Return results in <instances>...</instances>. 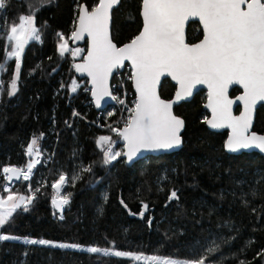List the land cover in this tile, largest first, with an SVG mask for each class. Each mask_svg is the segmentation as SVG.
Here are the masks:
<instances>
[{
    "label": "trees",
    "instance_id": "obj_1",
    "mask_svg": "<svg viewBox=\"0 0 264 264\" xmlns=\"http://www.w3.org/2000/svg\"><path fill=\"white\" fill-rule=\"evenodd\" d=\"M83 2L92 9L98 0H12L1 21L0 62L5 67L0 70V166L27 163L31 158L27 147L41 133L36 147L46 155L54 153V163L41 165L36 172L32 187L41 190L29 211L20 210L0 230L3 235L18 237L0 241V264H149L80 248L26 244L21 240L24 238L177 260L214 242L218 248L210 259L215 264H239L240 260L264 264V256H257L264 250V157L257 152L225 151L228 132H215L206 125L204 90L175 107L186 124L179 151L150 155L132 165L123 157L103 164L96 141L101 135L117 138L107 127L115 120L113 107L98 118L99 110L90 95L82 92L87 81L75 74L77 59L70 54L61 57L58 52V34L71 45L70 34ZM141 6L142 0H122L114 9L112 37L119 46L141 31ZM29 9L40 28L41 41L25 46L17 91L9 96L15 58H7L14 46L6 33L19 15L29 14ZM201 35L200 24L191 22L188 40ZM73 80L80 83L75 93L70 90ZM175 89L166 79L161 96L170 99ZM239 91L233 89L232 95ZM74 112L79 115L73 116ZM254 130L264 134V105L257 110ZM122 149L116 146L114 150ZM88 165L91 172H80ZM78 172L82 178L62 191L71 193L72 198L63 219L54 218L51 184L60 174L73 176ZM4 183L0 176V189ZM22 184L14 193L25 195L26 185ZM173 189L179 199L170 201Z\"/></svg>",
    "mask_w": 264,
    "mask_h": 264
},
{
    "label": "snow or ice",
    "instance_id": "obj_2",
    "mask_svg": "<svg viewBox=\"0 0 264 264\" xmlns=\"http://www.w3.org/2000/svg\"><path fill=\"white\" fill-rule=\"evenodd\" d=\"M7 2L0 0V9L6 8ZM119 3L120 0H98L91 10L86 5H79L75 28L70 34L74 41H81L85 36L90 38V47L83 62L76 63L74 68L76 72L90 77L91 95L97 107L104 97L118 99L112 94L109 85L114 70L122 68L125 61L130 62L134 69L130 78L134 82L137 99L129 109L122 127L107 126L123 141V149L114 150L117 141L111 135H101L96 143L103 153V164L108 165L121 157L126 162H132L144 151L180 147L183 143L181 131L184 121L174 115L173 104L190 97L198 85H206L209 90L206 107L211 109L212 118L206 123L214 129L231 130L226 141L227 149L238 152L255 148L264 152V135L250 132L257 103L264 101V0H142V30L129 43L118 47L111 38L110 23L112 9ZM190 20L202 24L203 38L198 43L186 41L185 29ZM0 31H4L3 26H0ZM58 35L61 57L65 54L77 57L84 53L82 48H70L68 39L63 34ZM6 39L14 42V47L7 52L9 60L15 58L14 77L8 91V95L12 96L17 91L20 60L25 46L30 42L41 41L40 28L36 26L31 9L29 14L19 15L18 22L11 24ZM3 67L5 65L0 62V70ZM162 77H171L178 84L174 100L161 98L158 86ZM233 85L243 89L242 94L235 99L228 95ZM70 90L73 93L77 91L75 80L71 82ZM0 92H3L2 86ZM237 101L242 102L243 106L238 116L233 114V105ZM118 102L125 103L122 99ZM78 115L73 113V116ZM42 137L41 133L40 137L31 139L27 155L32 159L27 162L26 168L0 166V176L5 182L0 191L6 194L0 195V230L9 225L14 214L18 215L20 210L29 211V205L41 190L39 186L33 189L32 184L28 183L29 194L17 195L11 185L33 179V170L40 163L36 158V146ZM91 171V165L80 168V172ZM80 172L73 176L60 174L51 184L54 190L51 203L60 213L70 203L71 196V193H61L69 184L82 178ZM173 199H179L174 189L169 194V200ZM142 207L147 210L149 206L144 203ZM139 215L143 217L144 213ZM60 218L63 219V216ZM148 223L151 224V220ZM16 239V236L0 234V241ZM24 243L60 248L79 247L77 244H56L46 239H25ZM217 248L214 242L201 245L180 260L142 257L131 251L112 252L99 247L83 250L103 256L130 257L137 262L152 261L153 264H215L210 257ZM257 256H264V250ZM239 264H245V261L240 260Z\"/></svg>",
    "mask_w": 264,
    "mask_h": 264
},
{
    "label": "water",
    "instance_id": "obj_3",
    "mask_svg": "<svg viewBox=\"0 0 264 264\" xmlns=\"http://www.w3.org/2000/svg\"><path fill=\"white\" fill-rule=\"evenodd\" d=\"M121 1H122V0H120V3H121ZM120 3H119L117 6H114L113 9H112V12H111V17H112V18H111V23H110V35H111V38H112V39H113V37H112L113 11H114L115 8H117V7L120 5ZM81 5H86V6L88 7V5H87L85 2H83ZM88 8H89V7H88ZM89 10H91V9L89 8ZM141 11H142V6H141ZM140 13H141V12H140ZM141 17H142V15H141ZM142 21H143V19H142ZM193 21L199 22V21H197V20H190V21L187 23V25H186V29H185V33H186V41H187V42H188V38H187V30H188V26H189V24H190L191 22H193ZM199 24H200L201 29H202V24H201L200 22H199ZM142 28H143V24H142ZM142 28H141V30H142ZM139 33H140V32H139ZM139 33H138V34H139ZM138 34H137V35H138ZM130 41H131V40H130ZM130 41L124 43L123 45L129 43ZM113 42H114L118 47L123 46V45H120V46H119L114 40H113ZM198 42H199V41H198ZM198 42H196V43H198ZM188 43H189V42H188ZM71 44H72L73 47H79V46H84V45H86V51H85V54H84V55H86L87 50H88L89 47H90V38L87 37V36H85V38H84L83 40H81V41H74V40L71 39ZM83 57H84V56H83ZM82 62H83V59H82V60H78V61H76L75 64H76V63H82ZM127 63L130 64V62L125 61V62H124V66H123L122 68H120V70H122V69L125 67V65H126ZM130 65H131V64H130ZM117 70H118V69H117ZM117 70H114L113 74H114ZM133 71H134V69H133ZM75 74H76V76H77V78H78L79 80H86L87 83H88V85L91 86V83H90V77H88L86 74H83V75H82V74L76 72V70H75ZM112 78H113V75L110 77V80H109L110 90H111V81H112ZM166 79H169V80H170V81L176 86L175 92H174L172 98H170V99H165V98H163V97L161 96V93H160L161 86H162L164 80H166ZM132 86H133V88H134V82H133V81H132ZM178 87H179V86H178V84L176 83V81H174L171 77H162V78H161V81H160V84H159V86H158V91H159V94H160V96H161L162 99H165V100H174V99H175V93L178 91ZM91 88H92V86H91ZM234 88H239V89L241 90V92H240L239 94L235 95V96H231V92H232V90H233ZM134 90H135V88H134ZM201 90H205V91L207 92V100H206V102H205V104H204V108H205V109L207 110V112L209 113V116H208V118L206 119V121H207V120H210V119L212 118V113H211V109H209V108L206 107V105H207V103H208V92H209V90H208V88H207L206 85H198V86L196 87V89L193 90V94H192L190 97H187V98H185V99H183V100L177 101V102H175V103L173 104V113H174V115L180 117V118L183 119V121H184V128H183L182 131H181V136H182V138H183V133H184V131H185L186 124H185V120H184V118L181 117V116H179V115H177V114L175 113V107L178 106V105H180V104L183 103V102H187V101L192 100L193 97L195 96V94L198 93V92L201 91ZM135 92H136V91H135ZM242 92H243V89H242L240 86H238V85H233V86H231V87L229 88L228 95H229L230 98L235 99L237 96L241 95ZM90 95H91V94H90ZM136 95H137V93H136ZM91 98H92L93 103H94V106H95V108H96L97 110H106V109H108L109 107H112V106H114V105L116 104L115 100L111 99L110 97H104V98L101 99V101H100V106L97 107V106H96V103H95V98H94L92 95H91ZM262 105H264V101H262V102H258V103H257V106H256L255 111H254L253 123H252V126H251V128H250V132H255L257 135H264V134H262V133H258V132H256V131L254 130V125H255L256 116H257V110H258V108H259L260 106H262ZM238 107H241V109H240V111L237 112V108H238ZM242 111H243L242 102L237 101V103L233 105V114L238 116V115H240V113H241ZM206 125L208 126V128H209L210 130L215 131V132H222V131H227V132H228L227 137H226V139H225V141H224V149H225V151H226L227 153H230V154H241V153L257 152V153L261 154V155L264 157V152H261L259 149H255V148H252V149H242V150H240V151H238V152H231V151H229V150L227 149V147H226V141H227V139H228V136L231 134V130L228 129V128L214 129V128H211L210 125H208L207 123H206ZM183 143H184V139H183ZM183 143H182V145H181L180 147L175 148V149H171V150L144 151V152H142L139 156H137L136 158H134L132 162H127V163H128L129 165H132V164L136 163L137 161H139V160H141V159H143V158H145V157H147V156H150V155H156V156H157V155H164V154H170V153L177 152V151H179V150L182 148ZM64 209H65V206H64ZM58 210H59V209H58Z\"/></svg>",
    "mask_w": 264,
    "mask_h": 264
},
{
    "label": "built area",
    "instance_id": "obj_4",
    "mask_svg": "<svg viewBox=\"0 0 264 264\" xmlns=\"http://www.w3.org/2000/svg\"><path fill=\"white\" fill-rule=\"evenodd\" d=\"M11 1L12 0H8L7 7L9 6ZM7 7L4 9H0V26H2L1 21L5 17ZM132 73H133V68L129 63H127L125 65V67L122 70H120L114 76V78L111 82L112 94L118 98L117 100H115L116 104L114 106H112L113 109L111 108V113L115 114V120L110 125H114V127H122L123 126L124 120L127 118L128 114H129V109L133 106V102L137 99L136 92L132 86V79L130 78ZM82 92L90 95L91 94V86H89L87 84L82 89ZM90 97H91V95H90ZM120 99L124 100L125 103L120 104L118 102ZM91 102H92V99H91ZM91 102L89 101L88 103H91ZM103 112H104V110H99L98 118H101V114H103ZM98 126L103 127V125H101L100 123L98 124ZM115 141H117V143L115 144V147L116 146H122V148H123V141L122 140H120L117 137L115 139ZM37 151H38V155L36 156V158L39 159L40 163H38L33 170V179L30 182H27V181L15 182L13 185H16L18 183H27V184L31 183L32 184L33 180L35 178L36 172L38 171V169L41 165H44L47 167L52 166V164L54 163V153L50 154V155H46L45 152H43L40 147H37ZM30 159H32V158H30ZM26 164L27 163H25L23 165L10 164L7 166H16V167H20V168H26ZM13 185H11V186H13ZM71 200H72V198L70 197V203H71ZM69 204L66 205L65 208H67L69 206ZM52 209H53V217L61 219L60 216L61 215L63 216V213H60V211L58 209H56L53 205H52Z\"/></svg>",
    "mask_w": 264,
    "mask_h": 264
},
{
    "label": "rangeland",
    "instance_id": "obj_5",
    "mask_svg": "<svg viewBox=\"0 0 264 264\" xmlns=\"http://www.w3.org/2000/svg\"><path fill=\"white\" fill-rule=\"evenodd\" d=\"M13 46H14V42H13ZM69 47L70 48H76V47H73L72 46V44L70 45L69 44ZM79 48H82L83 50H84V53L81 55V56H77V57H74V58H76L77 60L76 61H78V59L81 57V59H79V60H82L83 59V56H84V54H85V51H86V47L85 46H79ZM79 84L80 83H78L77 84V88H78V86H79ZM0 86H2V81L0 80ZM208 116H209V113H208V115L205 117V119H207L208 118ZM118 117V116H117ZM112 126H114V125H112ZM113 135H115V133H113ZM116 136V135H115ZM25 185H26V190H25V195H28L29 193H28V191H27V183H24ZM20 185H23L22 183H18V184H16V185H13V186H11L12 187V191L13 190H15V189H17V188H19V186ZM24 185V186H25ZM41 188V187H40ZM33 189H35L34 187H33ZM53 190V189H52ZM13 192H16V191H13ZM15 194H17V193H15ZM4 195H6V194H4ZM17 195H23V194H17ZM53 195H54V190H53ZM52 204V203H51ZM25 239H29V238H24V239H21L23 242H24V240ZM89 247H92V246H89ZM78 248H80V249H86L87 247H85V246H80L79 245V247ZM135 255H140V256H145V255H142V254H135ZM165 259H171V258H165ZM135 261V260H134ZM140 262H145L144 260H141ZM147 263H149V264H151V263H153L152 261H146Z\"/></svg>",
    "mask_w": 264,
    "mask_h": 264
},
{
    "label": "flooded vegetation",
    "instance_id": "obj_6",
    "mask_svg": "<svg viewBox=\"0 0 264 264\" xmlns=\"http://www.w3.org/2000/svg\"><path fill=\"white\" fill-rule=\"evenodd\" d=\"M199 23V22H198ZM203 38V32H202V35H201V37H199L198 39H196V40H194V41H189L188 40V42L189 43H196V42H198V41H200L201 39ZM234 89H236V88H234ZM239 89V88H238ZM240 90V89H239ZM205 91V90H204ZM206 92V91H205ZM241 92V90L238 92V93H236L235 95H237V94H239ZM206 94H207V92H206ZM235 95H232V92H231V96H235ZM240 109H241V107H238L237 108V112L238 111H240Z\"/></svg>",
    "mask_w": 264,
    "mask_h": 264
},
{
    "label": "bare ground",
    "instance_id": "obj_7",
    "mask_svg": "<svg viewBox=\"0 0 264 264\" xmlns=\"http://www.w3.org/2000/svg\"><path fill=\"white\" fill-rule=\"evenodd\" d=\"M120 71V69H118L114 74H113V78H114V76L118 73ZM113 78H112V80H113ZM112 82V81H111ZM92 99V98H91ZM93 101V100H92ZM61 195H63V192L61 193Z\"/></svg>",
    "mask_w": 264,
    "mask_h": 264
}]
</instances>
